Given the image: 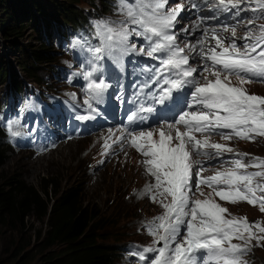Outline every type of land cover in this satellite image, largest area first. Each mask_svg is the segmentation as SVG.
<instances>
[{
    "label": "snow or ice",
    "instance_id": "snow-or-ice-1",
    "mask_svg": "<svg viewBox=\"0 0 264 264\" xmlns=\"http://www.w3.org/2000/svg\"><path fill=\"white\" fill-rule=\"evenodd\" d=\"M210 6L217 12L235 9L234 17L242 12L252 15L219 29L201 28L205 19H218L216 16L201 17L191 26L177 28L183 19V2L173 6L169 0H118L120 18L97 21L99 43L88 49L92 68L83 73L88 114L77 115V120L100 115L93 102L103 103L112 87L102 75H96L103 71L99 62L105 58L117 65L131 55L157 61L147 68L149 78L137 93L139 98L149 89L144 101L152 103L147 107L140 103L127 116L130 125L144 120L142 113L156 112L157 105L163 111L176 103L178 96L190 97L171 122L164 120L156 128L140 131L121 128L113 140L142 154V164L154 180L145 186L144 194L163 209L145 225L153 239L137 253L142 264H247L243 257L252 242L264 246V223L233 216L214 198L231 204L247 202L264 213V158L252 157L245 163L247 153L211 142L214 135L224 141L264 137V97L249 94L244 87L264 82V23H258L264 20V0H212ZM192 7L197 4L192 3ZM241 25L247 30L237 37V26ZM201 30L195 42H179L181 33L191 36ZM195 58L196 65L190 63ZM185 89L189 91L185 93ZM12 128L13 123H9L10 135H19ZM109 147L105 143V148ZM229 153L237 158L225 160L214 174L203 175L207 169L198 157L210 160ZM249 168L259 170L249 172ZM204 187L211 191L205 193Z\"/></svg>",
    "mask_w": 264,
    "mask_h": 264
},
{
    "label": "trees",
    "instance_id": "trees-1",
    "mask_svg": "<svg viewBox=\"0 0 264 264\" xmlns=\"http://www.w3.org/2000/svg\"><path fill=\"white\" fill-rule=\"evenodd\" d=\"M96 2L103 5L105 0H0L1 38L10 48L17 46L16 62L26 81L45 84L56 70L60 53L43 37V32L52 29L50 26L54 25L62 38L79 43L81 49L75 55L78 60L90 53H85L89 47L98 45L95 24L100 20L91 9L96 12L104 8ZM85 6L94 7L86 10ZM119 18L117 15L111 20ZM27 28L33 32L29 33L31 39L36 35L38 46L20 45ZM68 34L70 37H65ZM3 60L0 53V85L9 76L12 90L23 88L25 83L21 85L17 77L9 75ZM50 62L54 64L45 69ZM85 196L83 188L61 186L54 176L43 179L35 188L15 173L5 175L0 171V256H8L5 261L0 259V264H29L35 258L36 264H111L115 243L107 240L117 233L118 217L113 213L104 217L96 205L83 200ZM32 219L43 226L34 228ZM7 232L12 238L3 237Z\"/></svg>",
    "mask_w": 264,
    "mask_h": 264
},
{
    "label": "rangeland",
    "instance_id": "rangeland-1",
    "mask_svg": "<svg viewBox=\"0 0 264 264\" xmlns=\"http://www.w3.org/2000/svg\"><path fill=\"white\" fill-rule=\"evenodd\" d=\"M86 7L88 6H85L86 10H90V7L92 6H89V9ZM241 7H246V5H241ZM110 10H111V7L106 6L103 9V12L108 13ZM234 10L235 9H233L229 13V16L227 18L228 19L227 25H230V26L237 25V21L241 19L246 20L250 18L252 15V13L249 12L247 14L244 13L243 15L240 14V16L238 17H234L233 16ZM214 11L205 13L202 17L207 18L211 16H219L221 13H227V12H217L216 10ZM208 20L209 19H205L203 23H206ZM263 21L264 20L258 21V23H263ZM50 28L52 29H50L49 32H46V33L43 32L44 41L47 44L52 45L60 53V57L58 59L59 64L67 66L70 64L69 54L73 53L74 48L73 46H70L67 41L63 39L58 40V31L54 25L50 26ZM237 29H238L237 37L243 36L245 31L247 30L242 25L237 26ZM29 33H33V32H31L30 28H27L25 30V36H23L22 40H20L21 41L20 45L22 44L23 46H25V45L34 44L38 46L35 40L36 35H33V39H31L29 37ZM1 37L2 35L0 34V53L4 59L3 61L6 64L5 65L6 68L9 69V75H13L17 77L20 81H23V82L26 81L23 73L18 68V64L16 62V57L19 56L17 52L18 51L17 46H15L14 48H10L11 45L9 46L8 41L5 42V40H3ZM182 37H185V40L190 41L189 37H193V35L190 36V35H186L182 33ZM237 42L238 44L242 43V41H239V40ZM49 66L51 65H48L47 68L45 69L49 70L50 69ZM40 72H41L40 75H43V72L42 71ZM54 74L56 73L54 72L51 73V75H54ZM6 83L7 82H4L2 85H0V92L4 89V87L6 86ZM237 83L238 82L236 81L235 77H232V84L236 85ZM58 86L59 85L52 87V91L50 93H47L46 91L41 90L38 87L36 82H33L29 85L26 84L27 92L24 93V97H25V100L29 102L28 106H37V102H39L38 106L45 109L47 106V103L44 102L41 98L45 100H50V101L53 100L52 98H54V90ZM244 87H249V84H245ZM61 89L62 87H60L58 94ZM43 93H46L45 97H43ZM39 107L37 108L38 111L40 110ZM71 115L72 114L68 113V116H71ZM28 119L29 118L27 117L25 120H23V118H21L20 116L15 117L14 115H10V113L8 112L7 118L3 122V120L1 119V114H0V126L2 125V127H4L5 129L4 139L11 142L12 144H15L13 136H11L9 133V129H8L9 123H13L12 130L18 133L23 128H28L30 126ZM46 119L49 120V122H47ZM31 120L33 122L32 127L36 129L35 134L45 139H49L47 143H44L42 140L36 139L34 136L31 137V139L34 140L35 144L41 147L42 150L47 153V156L45 155L47 160L45 161V163L39 165L38 167H27L19 159L14 157L10 160L7 159V161L2 167L1 172H3L4 174V173H9L14 170L19 171L20 173L24 175L26 181L29 184L34 185L35 187H37V184L39 185L40 183H42L43 179L50 178L51 176L56 177L57 180L59 181H63L67 178L71 180L80 181L81 180L80 177L83 175L84 169L82 165H79L78 163H74L73 160L75 159L77 155H79V157H81L83 154L85 155V152H86L85 146L87 143L90 144V140L88 141L82 140V141H78V142L71 143V144H67L68 142L63 143L64 138L61 136H58V133L56 132V129L59 127V125L62 123V120H63L58 109H55L52 112H46L43 117L40 115L39 112H37L34 114ZM225 144H227L229 147H232L233 149L235 148L245 149L246 151L255 150V148H250L244 145L241 142V140L238 138L233 139L231 141H227ZM95 150H96L95 151L96 154H95L94 159L89 162L90 165H97L96 155L98 154L99 150L96 148ZM67 152L72 154L74 156V159L72 155L66 154ZM102 157L104 158V164L100 168H92L91 176H89L88 173L86 172V177H85V181L88 180L87 185L91 187V189H87L89 192V195L94 196L95 199H98L97 201L92 202L94 205H96L97 208L100 207L101 204L105 205L104 203L105 200L103 199V195L100 193L98 189L101 188L105 184L106 181H108V178L110 176V166L109 167L106 166L107 165L106 156H102ZM236 158H237L236 156H232L231 160L236 159ZM250 159L251 157L246 156L244 158V162L247 163ZM225 160H229V158H226ZM258 170L259 169H255V168L248 169L249 172L258 171ZM48 189H49L48 192H50L51 187H48ZM204 191L205 193L209 192L205 190V187H204ZM42 196L45 197L43 192H42ZM197 196L200 199L204 198V197H199V194H197ZM214 198L217 203L221 204L223 207H226L228 209V212L231 215L236 216V217L251 218L252 223L254 222L264 223V213H262L259 210L258 206L249 205L247 202H238L236 204H231L229 202L220 200L219 197H214ZM133 205H137V204L133 203ZM106 208L110 210L114 209L113 206L110 205L107 200H106ZM33 222L34 223H32L31 225H33L34 228L43 226V224L40 225L38 221H33ZM120 225L121 224L119 223L118 228L115 229L117 230V233L113 235L112 238H109L107 240L108 242L114 241L115 243L116 240L119 239V237L121 236L125 238L130 234H135V232L130 227H128V224L124 225L123 230L125 231V234H123V232L121 231V228H119ZM3 237L12 238L11 234L8 232L5 233ZM1 241L2 239L0 237V242ZM31 242L34 243L35 240L32 238ZM235 242L241 243L240 241H237V240ZM252 245L253 246L251 247L250 251L246 253L245 256L243 257L244 260L247 262V264H257L260 261L264 264V246H255V241L252 242ZM1 251L2 250L0 248V252ZM122 254H123L122 252L117 251V250L112 251L110 255L111 264L116 263V262L118 263V259L120 258ZM0 259L5 261L6 259H8V256L6 255L2 257L0 256ZM37 259L38 258H35L34 260L30 261L29 264H36L35 262H38Z\"/></svg>",
    "mask_w": 264,
    "mask_h": 264
},
{
    "label": "clouds",
    "instance_id": "clouds-1",
    "mask_svg": "<svg viewBox=\"0 0 264 264\" xmlns=\"http://www.w3.org/2000/svg\"><path fill=\"white\" fill-rule=\"evenodd\" d=\"M20 82H21V85H23V83H25V86H22L23 88L18 89V90H12L11 85H9L10 77L8 76L6 86L0 92V97L1 96L5 97L8 94L11 95L10 92H16V94H18L20 91L26 90V84L29 85V84L36 82V81H27V82L20 81ZM37 85L41 90L47 91V88L44 84H38L37 83ZM14 141H15V144H12L11 142L4 139V136L1 134V130H0V156H1V161H2V163L0 165V171H2V167L5 164V162L7 161V159L10 160L14 157L19 159L27 167H38L39 165L45 163V161L47 160V158L45 157V155H47V153L44 152L41 147H39L35 144V142L31 139L30 133H26L23 137H19L17 139L14 138ZM65 142H68L67 144L72 143V141L70 140L69 137H68V139L64 140L63 143H65ZM94 143H95V140L93 137L92 138V144H94ZM66 154H70V153L67 152ZM70 155H72V154H70ZM73 159H74V156H73ZM84 159H85L84 154L81 157H79V155H77L75 157V159L73 160V162L78 163L79 165L83 166V164H81V161ZM83 169H84V167H83ZM86 172L88 173L89 176H91V170L86 171L84 169V173L80 177L81 178L80 181L71 180V179L67 178L63 181H60V183L63 186L64 185H70V186L79 187L80 189L83 188V190L85 191V195H86L83 200L87 203H92L93 201H97L98 199H95L94 196L89 195V192L87 189H91V187H89L87 185L88 180L85 181ZM14 173L20 176L21 181H24L28 185H32L26 181L24 175L22 173H20L19 171L14 170V171H11L9 173H4V174L5 175H11ZM128 177H129V170L126 171L125 173H123V175L121 173L118 174V173L113 172L109 176V180L106 181L105 184L101 188L98 189L100 191V193L103 195V199L105 200L104 201L105 203H106V200L108 201L109 204L110 203H116L118 201L120 204L122 202L123 198H118V199L117 198H111L110 196L107 195V193L103 189L108 184L112 186L113 183H117L120 186H124V185L128 184V182H126V181H128ZM38 182H39V180H38ZM38 187H39V185L37 184V187H35V188H38ZM119 194L120 193H118V195ZM119 204H118V206H119ZM121 227L122 226L120 225L119 228H121Z\"/></svg>",
    "mask_w": 264,
    "mask_h": 264
},
{
    "label": "bare ground",
    "instance_id": "bare-ground-1",
    "mask_svg": "<svg viewBox=\"0 0 264 264\" xmlns=\"http://www.w3.org/2000/svg\"><path fill=\"white\" fill-rule=\"evenodd\" d=\"M48 65H53V63L50 62ZM46 156H47V155H46ZM260 263H261V262H260ZM261 264H262V263H261Z\"/></svg>",
    "mask_w": 264,
    "mask_h": 264
}]
</instances>
